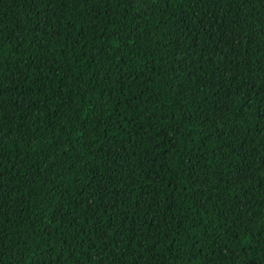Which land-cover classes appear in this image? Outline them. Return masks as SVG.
I'll return each mask as SVG.
<instances>
[{
  "label": "trees",
  "instance_id": "1",
  "mask_svg": "<svg viewBox=\"0 0 264 264\" xmlns=\"http://www.w3.org/2000/svg\"><path fill=\"white\" fill-rule=\"evenodd\" d=\"M0 264H264V0H0Z\"/></svg>",
  "mask_w": 264,
  "mask_h": 264
}]
</instances>
